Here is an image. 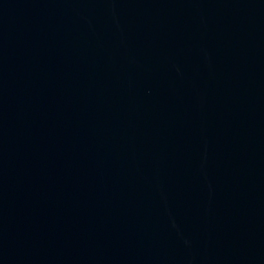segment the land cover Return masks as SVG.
I'll return each mask as SVG.
<instances>
[{
	"label": "water",
	"instance_id": "water-1",
	"mask_svg": "<svg viewBox=\"0 0 264 264\" xmlns=\"http://www.w3.org/2000/svg\"><path fill=\"white\" fill-rule=\"evenodd\" d=\"M0 264H264V0H0Z\"/></svg>",
	"mask_w": 264,
	"mask_h": 264
}]
</instances>
